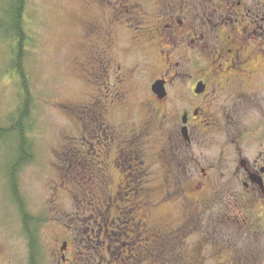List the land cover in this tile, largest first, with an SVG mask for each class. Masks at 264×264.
<instances>
[{"label": "rangeland", "instance_id": "rangeland-1", "mask_svg": "<svg viewBox=\"0 0 264 264\" xmlns=\"http://www.w3.org/2000/svg\"><path fill=\"white\" fill-rule=\"evenodd\" d=\"M250 2V15L259 21L264 15V7L261 4L253 6ZM95 4L96 1L93 0H29L28 3V29L33 38L28 45L25 68L35 99L30 120L34 123V128L29 134L33 138L35 158L22 165L17 181L27 210L33 215L34 222L39 221L36 236L42 256L38 264H65L62 260L65 243L69 241L66 255L71 257V251L76 249L75 244L90 233V224L94 225L89 210L90 203L95 199L93 191L98 192V198L102 196L107 200L109 196L105 194L111 187L109 195L114 193L120 206L124 207L129 202L131 194L124 193L128 187L135 185L126 187L131 173H119L115 166L111 173L88 171V161L101 159L95 151L103 147L99 134L108 126L106 122L118 128L120 138L138 137V133L146 132L147 110L157 107L155 115L160 116V120L155 123L154 128L156 130L158 126L159 133L151 131L149 138L156 136L163 139L164 133L171 130L170 121L165 120L164 113L169 112L175 101H178L176 104L180 107L185 100L181 94L188 89L187 81L181 77L178 81L180 91L161 103L153 99L150 90L154 77L157 76L154 74L158 72L152 69L150 74L144 73L143 76L132 72L133 76L129 78V68L137 59L131 51L124 50L126 52L122 53L119 47L122 48L121 41L125 43L131 33L122 31V38L114 36L112 45L102 47L106 36L101 31L104 26H99L101 30L97 29L93 33L89 24L97 22V19H104ZM245 14L248 13L243 11L242 15ZM240 25L246 26L247 23L241 19ZM104 29L111 34L109 26ZM113 34H116L115 31ZM98 45L100 47L97 48ZM11 52L9 41L0 36V126L9 124V117L20 101L18 82L14 73L9 71ZM106 52L110 59V72L105 78L103 67L98 66V58L101 61ZM186 67L195 71L191 65ZM186 71L181 72V75H186ZM122 73L126 74L127 81ZM256 75L258 82L255 81L256 89L251 95L253 105L250 112H253V116L246 120L254 124V133L247 137L252 138L255 144L259 139H264V66ZM118 78H123V81ZM109 85L112 92H124L122 100L116 99V104L111 108ZM220 99L222 100L218 104L223 106L217 104V108L224 110L229 107L232 110L234 104L236 107L237 103H242L243 98L229 96ZM96 102L99 119L96 125L91 126L89 120ZM161 125L167 130H161ZM144 136V139H148ZM142 144L146 150L148 165H152L153 143L143 141ZM5 147L0 148V264H30L29 239L24 230L21 210L13 201L7 180L8 159L15 153L16 145L8 144ZM5 150L9 158H5ZM9 150L12 151L10 154ZM76 157L79 164L75 161ZM203 175L204 173H143L140 182V186L145 188L143 197L149 196L150 198L145 196L149 201L155 199L150 205V214L160 223L157 225L150 221V230L154 231L158 226L172 227L177 222L180 215L176 207L188 206V197L195 196L194 189L203 180ZM209 181L211 183L208 185L219 187L221 192L225 189L230 192L222 193L224 200L217 204L218 198L215 200L214 194H209L207 200L205 193L199 198L200 194L197 192L198 198L203 199L199 207V218L192 216L191 225L186 227L189 233L184 230L181 232L184 237L178 231L181 238H176L178 247L175 251H170L171 256L160 257L153 263L152 258L146 256L147 253L129 258L128 253L122 252L112 264H122L123 258L126 264H264V207L261 209L257 205L254 210L239 209L246 220L237 224L231 222L229 225L225 221L230 217V212L225 207L227 202H234L235 196L239 197V202H245L242 199L246 189L243 173H212ZM168 186L172 187L170 193L167 192ZM95 187L99 189L95 190ZM178 188H184V194L175 192ZM116 191L122 192L123 196L128 197V201L122 200ZM184 198L187 204L184 203ZM112 208V216L113 213L117 215L118 210L114 206ZM204 210L209 213H204ZM122 211L124 216L125 211ZM195 219L200 223L196 224ZM127 221L131 223L130 219ZM120 225L125 229L128 224L122 222ZM203 239L205 241L201 242ZM88 244L89 242H83L84 246ZM95 245L93 243L92 248L85 249L94 251ZM193 257L194 261L191 262ZM100 259L92 257V264H97ZM82 260L81 263L85 264Z\"/></svg>", "mask_w": 264, "mask_h": 264}, {"label": "flooded vegetation", "instance_id": "flooded-vegetation-1", "mask_svg": "<svg viewBox=\"0 0 264 264\" xmlns=\"http://www.w3.org/2000/svg\"><path fill=\"white\" fill-rule=\"evenodd\" d=\"M93 1H96L95 5L104 19L89 23L90 30L95 33L103 25L104 28L109 26L111 32L108 34L104 28L99 29L106 34L102 47L108 48L112 45L114 36L122 38V31L131 33L125 43L121 41L122 48L119 47L122 53L131 51L137 59L129 68V78H132L134 72L142 76L144 73L150 74L152 69L158 72L154 74L157 76L154 77L150 90L153 99L161 103H165L172 94L180 91L178 81L181 77L187 81L188 89L181 94L185 98L182 105L178 107V101H175L169 112L164 113L165 120L170 121L171 130L164 133L163 139L156 136L149 138L151 131L159 133L158 126L156 130L154 128L155 123L160 120V116L155 115L157 107L147 110L146 132L138 133V137L135 135L134 138H120L118 128L106 122L108 126L99 134L103 147L95 151L101 159L88 161V171L111 173L115 166L119 173H131L126 187L135 185L128 187L124 193L131 194L124 207L117 202L114 193L109 195L111 187L105 194L109 196L107 200L102 196L98 198V192L93 191L95 199L90 203L89 210L94 225L90 224V233L75 244L76 249L71 251V257L66 255L69 241L65 243L62 260L65 264H82L83 259L85 264H92V257H95L101 258L97 260V264H112L119 259L122 252L128 253L129 258L140 257L137 254L144 252L155 263L160 257L168 258L172 255L170 251H175L178 247V231L188 232L186 227L191 225L192 216L199 218V207L203 200L199 199L200 196L205 193L208 200L209 194H214V199L218 198L217 204L224 200L222 193L230 192L227 189L221 192L219 187L208 185L211 183L209 179L212 173H243L245 178L246 189L242 197L245 202H239V197L235 196L234 202L225 204L230 212V217L225 219L229 225L231 222L237 224L246 220L239 209L254 210L257 205L261 209L264 207V139H259L255 144L252 138H248V135L254 133V124L246 121L253 116V112H250L253 105L251 95L256 89L255 81L258 82L256 74L264 66V15L257 21L250 15L252 9L248 2L251 1L253 6L261 4L264 7V0ZM243 11L248 14L242 15ZM241 19L247 23L246 26L240 25ZM113 30L116 34H113ZM98 62V66L103 67V77L106 78L110 72L107 52L101 61L98 58ZM94 65L98 67L97 63ZM186 65L193 66L195 71L188 70ZM259 68L261 69L258 70ZM184 71L187 72L186 75H181ZM127 76L122 73L126 81ZM118 79L123 81V78ZM157 82L162 88L160 95L154 89ZM262 86L264 87V82ZM108 88L112 93L108 94L111 108L116 104V99L122 100L124 92H112L110 85ZM229 96L243 98L242 103H237L236 107L234 104V110L228 109L229 107L224 110L217 108L218 105L223 106L218 104L222 100L220 98ZM97 114L96 102L91 113L93 125L97 124ZM165 128L161 125V130ZM144 135L148 139H144ZM143 141L153 143L152 165H148L145 158L147 154ZM75 161L79 164L77 157ZM143 173H204L203 180L194 189L195 196L188 197V206L176 207L180 218L172 227L158 226L154 231L149 229L150 221L157 225L160 223L150 214V205L155 199L149 201L145 198L147 195L143 197L145 188L140 186ZM96 189L99 187H95ZM183 189L178 188L175 192L184 194ZM170 190L172 187L168 186L167 192L170 193ZM197 192L200 194L199 198ZM121 193L116 191L122 200L128 201V197ZM188 202L184 201L185 204ZM113 206L118 214L113 213L112 216L110 211L113 212ZM120 209L125 211L124 216ZM205 212L209 213L204 210ZM129 219L130 224L127 221ZM122 222L128 224L125 229L120 225ZM195 223L200 222L195 219ZM83 242L89 244L84 246ZM93 243L96 244L94 251L85 249L92 248ZM81 247L84 249L81 250ZM194 258L190 261L193 262ZM122 264H126L124 258Z\"/></svg>", "mask_w": 264, "mask_h": 264}, {"label": "trees", "instance_id": "trees-1", "mask_svg": "<svg viewBox=\"0 0 264 264\" xmlns=\"http://www.w3.org/2000/svg\"><path fill=\"white\" fill-rule=\"evenodd\" d=\"M28 3L29 0H0V36L10 43L12 55L9 60V71L14 73L20 88V101L9 117V124L0 126V148L5 149V145L8 144L16 145L15 153L10 158L5 150V158L6 156L9 158L7 180L11 194H13V201L21 210L24 230L29 239L31 264H38L42 256L38 236H36L39 221L34 222L33 215L27 210L17 181V174L22 165L35 158L33 138L29 135L34 128V123L30 120L35 108V99L29 83V74L25 68V59L29 51L28 45L33 38L28 29ZM90 117L89 125L93 126V118ZM10 151L9 154L12 152Z\"/></svg>", "mask_w": 264, "mask_h": 264}, {"label": "water", "instance_id": "water-1", "mask_svg": "<svg viewBox=\"0 0 264 264\" xmlns=\"http://www.w3.org/2000/svg\"><path fill=\"white\" fill-rule=\"evenodd\" d=\"M154 89L157 93H159V95L162 93V88L158 82L154 85ZM161 97H162V95H161Z\"/></svg>", "mask_w": 264, "mask_h": 264}]
</instances>
